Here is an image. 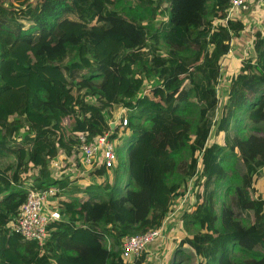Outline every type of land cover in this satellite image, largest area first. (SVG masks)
Here are the masks:
<instances>
[{"label": "trees", "instance_id": "16d2710c", "mask_svg": "<svg viewBox=\"0 0 264 264\" xmlns=\"http://www.w3.org/2000/svg\"><path fill=\"white\" fill-rule=\"evenodd\" d=\"M229 5L0 0V264H125L122 239L163 224L200 155L207 170L182 215L194 231L178 243L173 264H182L186 244L198 264H264V195L256 187L264 177V28L254 33V55L229 76L219 117L223 59L244 29L240 18L228 17ZM118 106L129 110L131 131L120 148L121 167L128 162L123 191L113 197L116 185L104 168L85 187L54 178L50 161L62 149L79 164L77 133L92 139L110 132L107 119ZM245 118L254 133L243 134ZM214 128L224 145H209ZM53 186L88 199L64 204L43 246L12 232L29 189ZM219 194L228 198L220 211ZM145 260L143 253L137 264Z\"/></svg>", "mask_w": 264, "mask_h": 264}, {"label": "built area", "instance_id": "2783aa9c", "mask_svg": "<svg viewBox=\"0 0 264 264\" xmlns=\"http://www.w3.org/2000/svg\"><path fill=\"white\" fill-rule=\"evenodd\" d=\"M249 0H229L228 17H237V14L248 10ZM231 50V49H230ZM149 85H146V87ZM144 90V88H143ZM143 90L140 93L143 96ZM112 130L108 133L89 138L88 133L78 132L77 136L80 140L79 164L75 162V157H70L74 176L85 175L88 172L98 179L97 170L104 168L106 171L117 167L119 159V141L123 136L127 137L131 131L128 128L129 110L126 107L118 106L115 109L114 116L107 119ZM116 128H119V137H112ZM127 128L125 132L122 130ZM202 156V155H200ZM199 162L204 170H200L199 162L195 176L189 180L186 192L180 196L178 203L171 205L163 224L154 229H150L144 233L127 235L122 239V258L125 264H137V260L143 253L146 254V260L149 256H153L157 243L170 236L168 226L177 218L178 215L188 212L195 203V182L204 175L207 170V161L202 158ZM63 159L59 157L50 161L52 175L60 174L63 165ZM57 165V167H55ZM71 166V165H70ZM57 168V169H56ZM71 174V172H70ZM90 175V177H91ZM86 177H89L87 175ZM57 189L51 187L49 190L29 189L26 200L22 203L19 215L11 220L9 227L11 231L17 233L28 240H36L40 246H43L50 236L49 226L53 221L62 220L61 209L64 206V200L57 197ZM194 197V202L191 201ZM178 198V199H179ZM182 210V211H181Z\"/></svg>", "mask_w": 264, "mask_h": 264}, {"label": "rangeland", "instance_id": "374dc122", "mask_svg": "<svg viewBox=\"0 0 264 264\" xmlns=\"http://www.w3.org/2000/svg\"><path fill=\"white\" fill-rule=\"evenodd\" d=\"M253 27L255 26H260V28H264V15L262 13H259L256 17V19L250 23ZM257 27V30L260 29ZM241 31L242 32V37L245 38L243 44L240 46L236 43L235 39L237 37H239L241 35ZM239 32L238 36H234L232 39V43L231 45L234 47V50L237 51V53H231L229 56H226L223 59V64H222V68L220 71V84L218 87V94L220 96V109H219V117L221 115V110H222V106L225 103V100L227 98V90L229 87V76L233 73H236L241 65V60L249 57V56H253L254 55V49H253V36L251 34L250 31H245V30H241ZM255 32V31H254ZM254 34V33H253ZM2 40L4 41L5 44L9 45L12 43V38L9 36H2ZM33 49L35 50V47H33ZM240 50V51H239ZM27 55H23V57H27ZM132 62H133V58H131V60L129 62H127V65L129 63V66L132 67ZM149 82H146V85H149ZM244 135H249L251 133H254L255 130L252 129V124L250 122V120L248 118L244 119ZM261 127H259L260 129L263 130L264 128V123L260 124ZM126 140V137L123 136L122 140L119 141V149L124 145V142ZM212 143H218L220 145H224V137L222 134H216L215 133V128L213 129L210 138H209V145H211ZM59 146L61 147V143H59ZM125 149H121L119 150V159H118V163H117V167L111 169V171H106L104 173V176L108 177V179L110 180V183H115L116 188H113V197L116 196L118 193H121L124 189V183L126 182V180L128 179V162L126 161L127 159H125V163L123 164V167H121V157L125 156ZM63 160V167L61 169H65L68 172H71L72 175L73 172L69 170V168L67 169L66 166V162L69 161L65 160V154L61 149L60 155H59ZM202 158V156H200V159ZM203 159V158H202ZM55 167H57V165H55ZM65 167V168H64ZM199 168L200 170H204V168L200 165L199 162ZM66 171L63 173L66 174ZM57 176L59 174H56ZM55 175V176H56ZM89 175L88 178H86V176ZM91 173L88 174V172L86 173V176L84 178H86V184L90 185L91 183L96 184L99 182V180H96V178H94L92 175L90 177ZM72 179L75 177H71ZM84 180V179H83ZM256 187L258 190V193H261V195H264V177L261 179H257L256 181ZM165 192H166V187L164 184H159L158 186V195L157 197L160 200H164L165 199ZM221 193V192H220ZM59 194H63V193H59ZM82 196V194H81ZM73 197V195H72ZM109 197V195H108ZM75 198V196H74ZM86 199L88 198L87 195L83 194V197H81V199ZM180 200V198L175 201L176 203H178ZM191 201L194 202V197L193 199H191ZM223 201H228L227 197H224L223 194H219L217 197V210L220 211L221 205ZM174 202V203H175ZM182 211V210H181ZM176 220V219H174ZM176 223H180V227H179V231H178V236L172 241V239L170 238V236L165 237L162 242L159 244L157 243L155 245V249L159 250L160 253L158 256H155L153 254V256H149L148 260H145L144 264H173V259H174V253H175V249L178 245V243L180 242V240H182L183 238L187 237V236H191L192 235V231H194V228H192L191 230L187 229L184 221L182 220V215H178L177 216V221ZM175 235V234H174ZM172 242V243H171ZM185 248L187 249L185 252H181L178 255V261H182V264H198L200 261V258L195 254V252L186 244ZM158 251V252H159Z\"/></svg>", "mask_w": 264, "mask_h": 264}, {"label": "crops", "instance_id": "0c3cea01", "mask_svg": "<svg viewBox=\"0 0 264 264\" xmlns=\"http://www.w3.org/2000/svg\"><path fill=\"white\" fill-rule=\"evenodd\" d=\"M248 6H249V8H248V10H246V11H244V12H242L241 14H237V17L238 18H240L242 21H243V23H244V29L243 30H245V31H250L251 32V34H252V36L254 37V34L253 33H255L254 31H256L257 30V27L258 28H260L261 27V25L260 26H255V27H253L250 23H252L255 19H256V17H257V15L259 14V13H262L263 15H264V0H249V2H248ZM260 29H262V28H260ZM242 32H244V31H241V35L239 36V37H237L236 39H235V41H236V43L238 44V45H242L243 44V42H244V40H245V38L244 37H242ZM252 40H253V38H252ZM235 47V46H234ZM234 47L231 45V50H230V53L227 55V56H229L231 53H237V51H235L234 50ZM240 51V50H239ZM61 158V157H60ZM70 159V158H69ZM68 162H71L72 163V161H67L66 162V166L65 167H67V169L69 168H71V170H73V168H72V164H71V166H67V164H68ZM64 167V168H65ZM57 169V168H56ZM53 170H55V169H52V171ZM66 170L65 169H62L61 170V172H60V174L57 176L56 174H54V178H57V179H61V178H63L64 176H69L70 178L71 177H75V178H73V180L74 179H77L76 181H75V183H77V184H80L81 186H83V187H85V186H87V184L85 183L86 182V178H88V177H86V178H84L85 177V175H79V176H74V175H72V174H70V172H68L67 173V171H66V174H64L63 175V173L65 172ZM109 172V171H108ZM56 175V176H55ZM72 179V178H71ZM84 179V180H83ZM96 180H98V179H96ZM53 188H55V189H57V192H61V193H63V194H58V196L57 197H59V198H62L63 200H64V203H69V202H71L73 199H74V196H75V198H78L81 202H83V201H85V200H87L88 198H84V199H81V197H83V194L84 195H87L86 193H84V192H82V191H79V192H76V193H64L63 192V190H59L57 187H55V186H53ZM81 194H82V196H81ZM72 195H73V197H72ZM87 197H88V195H87ZM176 221H177V218H176V220H174L169 226H168V232H169V235H170V238L172 239V241L178 236V231L180 230L179 229V227H180V223H176ZM175 234V235H174ZM172 243V242H171ZM157 251H159V250H157ZM159 253H160V251L159 252H155L154 253V255L155 256H158L159 255ZM145 262V261H144ZM144 262L142 263V264H144Z\"/></svg>", "mask_w": 264, "mask_h": 264}]
</instances>
